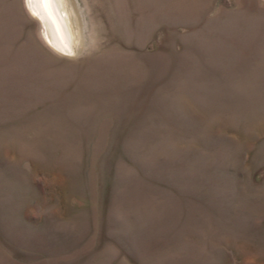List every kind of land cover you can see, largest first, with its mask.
I'll return each mask as SVG.
<instances>
[{"label": "rangeland", "instance_id": "374dc122", "mask_svg": "<svg viewBox=\"0 0 264 264\" xmlns=\"http://www.w3.org/2000/svg\"><path fill=\"white\" fill-rule=\"evenodd\" d=\"M54 1L0 0V264H264V0Z\"/></svg>", "mask_w": 264, "mask_h": 264}, {"label": "bare ground", "instance_id": "6f19581e", "mask_svg": "<svg viewBox=\"0 0 264 264\" xmlns=\"http://www.w3.org/2000/svg\"><path fill=\"white\" fill-rule=\"evenodd\" d=\"M46 4H48V5L50 6V8L52 9L53 13L56 15V17H57V22H58V24H57V23H56V24L60 26L59 29H61V31L63 32L64 36L66 37V35H68V34H67L68 29H67L66 25H64L65 20H64L62 14H61V11H60V9H59V6L57 5V3H56L54 0H51V2L46 3ZM46 6H47V5H46ZM48 9H49V8H48ZM49 11H50V10H49ZM50 14H51V13H50ZM52 17H53V16H52ZM57 28H58V27H57ZM68 33H69V32H68Z\"/></svg>", "mask_w": 264, "mask_h": 264}, {"label": "snow or ice", "instance_id": "6c2138e0", "mask_svg": "<svg viewBox=\"0 0 264 264\" xmlns=\"http://www.w3.org/2000/svg\"><path fill=\"white\" fill-rule=\"evenodd\" d=\"M25 2L27 4H32L34 2H38V3H49V2H51V0H25ZM33 15H35V13H33Z\"/></svg>", "mask_w": 264, "mask_h": 264}, {"label": "water", "instance_id": "95a60500", "mask_svg": "<svg viewBox=\"0 0 264 264\" xmlns=\"http://www.w3.org/2000/svg\"><path fill=\"white\" fill-rule=\"evenodd\" d=\"M67 36V35H66ZM68 40V46H70V47H72L71 46V43H70V36H69V39H67Z\"/></svg>", "mask_w": 264, "mask_h": 264}]
</instances>
